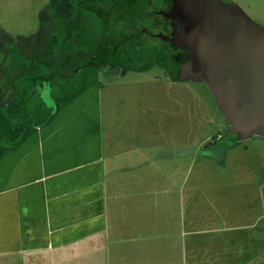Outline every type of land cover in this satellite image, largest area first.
Segmentation results:
<instances>
[{
	"label": "crops",
	"instance_id": "crops-1",
	"mask_svg": "<svg viewBox=\"0 0 264 264\" xmlns=\"http://www.w3.org/2000/svg\"><path fill=\"white\" fill-rule=\"evenodd\" d=\"M112 2L51 0L52 18L64 23H46L39 35L8 33L13 41L0 60V264H264V226L197 231L175 217L180 201L160 207L162 199H147L160 196L165 136L163 121L148 112L162 109L160 82H176L150 74L162 69L161 55L130 57L116 39L107 40L109 53L118 50L105 71L82 59L83 47L95 49L104 36L81 40L69 14L78 4L101 10ZM183 156L195 161L194 148Z\"/></svg>",
	"mask_w": 264,
	"mask_h": 264
},
{
	"label": "rangeland",
	"instance_id": "rangeland-1",
	"mask_svg": "<svg viewBox=\"0 0 264 264\" xmlns=\"http://www.w3.org/2000/svg\"><path fill=\"white\" fill-rule=\"evenodd\" d=\"M153 1L156 6L158 1ZM232 1L264 26V0ZM83 4H78L77 11L81 24L78 29L81 30V40H99L101 34L108 31L114 33L110 27L119 25L120 21L116 12L102 16V13L93 10L95 7L90 8V5L87 7ZM142 4L144 6V2ZM50 7L51 0H0V60L5 56L4 49L9 48L13 41L8 33L36 31L39 35L42 34L41 28L46 23L54 22L58 26L63 22L61 17H58L60 20L52 18ZM77 12H71L69 17H76ZM132 17H136L135 20L132 18V23L141 20L135 12ZM139 23L143 24L141 21ZM129 33L127 29V34ZM36 45L38 52L43 55L45 44L37 38ZM89 50L88 47H83L82 51ZM156 70L150 74L157 72L158 76L165 80L162 69ZM2 84L0 76V86ZM160 85L162 88H159V93L162 97L158 105L162 109L159 113L155 110L148 112L150 120L156 116L163 121L162 131L165 135L158 141L164 144L159 160V165L162 160V170L157 177L161 184L158 188L160 196L158 194L156 197L154 194V198L147 199H162L160 207L166 201H180L179 208L175 205L172 207V211L179 213L175 214V217L182 216V227L195 228L197 231L222 230L243 225L262 228L264 138L255 137L249 141L234 143V138H231L230 141L227 123L205 83H170L165 80L160 82ZM147 100L150 103L149 98ZM192 118L195 121H192ZM220 135L222 139L218 138ZM190 147H193L196 153L195 161L191 156H183ZM164 211L167 209L164 208Z\"/></svg>",
	"mask_w": 264,
	"mask_h": 264
},
{
	"label": "water",
	"instance_id": "water-1",
	"mask_svg": "<svg viewBox=\"0 0 264 264\" xmlns=\"http://www.w3.org/2000/svg\"><path fill=\"white\" fill-rule=\"evenodd\" d=\"M178 82L205 83L231 135L264 138V26L225 0H173Z\"/></svg>",
	"mask_w": 264,
	"mask_h": 264
},
{
	"label": "flooded vegetation",
	"instance_id": "flooded-vegetation-1",
	"mask_svg": "<svg viewBox=\"0 0 264 264\" xmlns=\"http://www.w3.org/2000/svg\"><path fill=\"white\" fill-rule=\"evenodd\" d=\"M157 1L158 4L155 6L153 0H113L112 4L106 9H102V11L93 8V10L98 13L100 12L99 14L102 13V16H106L110 12H116L120 21L117 26L109 25L114 33L108 31L103 34L104 37L100 44H98L93 50L83 52L82 54L84 58L82 59H85L88 62H95L103 71H105L108 66H111L107 63L108 56H114L117 54L118 50L114 48L109 53L107 49V40L116 39L120 42H124L125 47L121 49L130 57L135 58L139 57L141 54L152 53H158L161 55L166 60L164 65H162L165 79H172L173 81L178 82L177 78L180 66L184 61L188 60L190 56L188 51L178 48L172 43L174 33V21L171 16L174 8L173 0ZM225 1L233 2L232 0ZM142 2H144V6ZM137 4L139 5L135 10ZM134 12L137 13V17L141 18L140 21L143 24L139 23L140 21L138 20L134 23L131 22L133 20L132 18H134V20L136 18L132 17ZM143 17L145 21L143 20ZM74 20L76 21V24L80 23L78 13ZM127 29L130 31L129 34H127ZM112 34L114 36H112ZM153 44L155 46H153ZM227 133L230 141L234 138L232 140L233 143L239 142L238 135H231L228 130ZM218 138L222 139L221 135Z\"/></svg>",
	"mask_w": 264,
	"mask_h": 264
},
{
	"label": "trees",
	"instance_id": "trees-1",
	"mask_svg": "<svg viewBox=\"0 0 264 264\" xmlns=\"http://www.w3.org/2000/svg\"><path fill=\"white\" fill-rule=\"evenodd\" d=\"M115 2V1H114ZM98 11H100V10H98Z\"/></svg>",
	"mask_w": 264,
	"mask_h": 264
}]
</instances>
